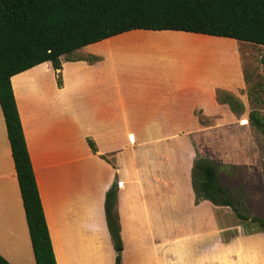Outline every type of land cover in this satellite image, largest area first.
Instances as JSON below:
<instances>
[{"label":"crops","instance_id":"1","mask_svg":"<svg viewBox=\"0 0 264 264\" xmlns=\"http://www.w3.org/2000/svg\"><path fill=\"white\" fill-rule=\"evenodd\" d=\"M105 42L76 50L81 60L62 69L46 61L11 78L56 263L116 264L104 205L118 181L121 264H264V230L241 227L229 206L196 201L194 159L212 158L196 107L215 104L214 87L170 68L121 71L97 51ZM250 207L264 219L261 205ZM0 255L36 264L1 105Z\"/></svg>","mask_w":264,"mask_h":264},{"label":"trees","instance_id":"2","mask_svg":"<svg viewBox=\"0 0 264 264\" xmlns=\"http://www.w3.org/2000/svg\"><path fill=\"white\" fill-rule=\"evenodd\" d=\"M137 29L206 34L264 46V0H0V105L36 264L57 263L11 78L46 61L60 69L61 56ZM225 95L221 100L241 113L243 104ZM259 113L252 110L250 122L264 137ZM89 144L96 151L92 140ZM193 188L197 200L230 206L240 220L258 223L264 230V219L247 213L242 197L221 182L214 164L204 157L196 158ZM117 195L114 182L106 193L105 213L116 264H121ZM0 264L10 263L0 255Z\"/></svg>","mask_w":264,"mask_h":264},{"label":"rangeland","instance_id":"3","mask_svg":"<svg viewBox=\"0 0 264 264\" xmlns=\"http://www.w3.org/2000/svg\"><path fill=\"white\" fill-rule=\"evenodd\" d=\"M206 38L213 42L210 43L212 45L198 43ZM103 41H106L104 48L101 47L97 51L104 52L106 56L115 59V65L121 71L136 70L141 73L150 69L148 72L155 75L160 69L170 68V70H181V72L187 71L191 78L196 76L197 82L211 84L214 87L215 104L209 107L207 104L197 106V120L194 125L195 130H211L209 136L204 135L211 143L209 149L212 158L203 155L196 158L204 157L214 164L221 182L242 197L247 213L258 216L250 204L255 208L257 205L264 208V137L251 124L250 112L259 111L257 116L264 120V46L234 38L175 30L137 29ZM79 54L81 53L75 51L61 56L60 68H63L64 59L66 61L81 60L76 58ZM92 56L90 61L101 59L98 55ZM57 81L59 84L62 83L63 73L58 74ZM218 91H221L220 98ZM225 94H232L243 104L244 109L241 113L232 110L229 102L224 100L227 98ZM221 98L224 99L221 100ZM211 135L214 137L211 138ZM198 138V141H204V138ZM193 141L197 142L196 139ZM103 158L110 162L106 156ZM196 158L192 166V185ZM228 175L241 177L244 183L233 185L228 182V180L231 181ZM114 182L119 189L120 183ZM245 183L248 184L247 187ZM247 192L253 198L252 202H247ZM196 201L200 200L196 198ZM116 209L120 224L118 195ZM233 216L244 229H261L258 223L240 220L234 211Z\"/></svg>","mask_w":264,"mask_h":264}]
</instances>
